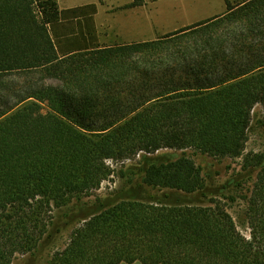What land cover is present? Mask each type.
<instances>
[{
  "label": "trees",
  "instance_id": "1",
  "mask_svg": "<svg viewBox=\"0 0 264 264\" xmlns=\"http://www.w3.org/2000/svg\"><path fill=\"white\" fill-rule=\"evenodd\" d=\"M225 1L156 41L67 53L56 0H0V264L35 263L75 224L49 264H264V154L245 155L264 106V0ZM163 150L244 158L235 193L258 171L249 238L220 200L204 205L215 190L186 156L149 165L141 185L120 171L121 190L82 203L117 174L108 162Z\"/></svg>",
  "mask_w": 264,
  "mask_h": 264
},
{
  "label": "rangeland",
  "instance_id": "2",
  "mask_svg": "<svg viewBox=\"0 0 264 264\" xmlns=\"http://www.w3.org/2000/svg\"><path fill=\"white\" fill-rule=\"evenodd\" d=\"M242 1V0H239ZM176 2V6L179 11V18L183 19L182 23L185 26H189L196 22L206 20L207 18L219 15L225 9L224 0H182ZM230 28V30H229ZM229 28H223L221 33L233 32L239 30L240 26L237 24L231 25ZM227 31H226V30ZM225 30V31H224ZM12 80H17L12 77ZM49 84H57L53 81H48ZM248 154H264V106L258 105L253 111L251 129L249 131L248 142L246 145L245 155ZM161 155V156H159ZM188 157L192 160L197 168L201 171L205 183L215 190V195L210 196L204 201V205L212 206L209 200H220L225 204V208L235 219L239 231H241L246 237H250V229L246 223V209L247 201L245 198L251 195L250 189L256 181V175L258 171H253L252 180L244 183L243 189L235 193V185L237 183L236 178L238 174L245 175V171L241 170L244 165V158L240 159H213L206 155H202L193 150L188 151H175V150H163L155 155H143L133 160L125 162H113L108 164L117 173L112 176L108 181H104L98 191H95L92 195L84 197L82 199L83 204H94L98 198H106L111 196L118 190H121L124 186V179L118 176L120 171H138V176L135 180V185H141L144 176V170L151 164L173 163L181 157ZM146 189V188H145ZM138 191V190H135ZM234 199V201H232ZM76 207V203L65 205L62 209L55 208V215L59 218L62 212H71ZM74 228L79 227V224L73 225ZM72 227V228H73ZM72 228L67 226L63 233H61L56 241L53 243L52 252L48 249L43 254L39 255L37 261L31 264H49L53 254L65 249L70 243ZM29 256L18 255L14 261V264H29Z\"/></svg>",
  "mask_w": 264,
  "mask_h": 264
},
{
  "label": "crops",
  "instance_id": "3",
  "mask_svg": "<svg viewBox=\"0 0 264 264\" xmlns=\"http://www.w3.org/2000/svg\"><path fill=\"white\" fill-rule=\"evenodd\" d=\"M56 1L61 18L51 28V34L59 52L67 53L156 41L227 12L224 0L222 13L185 26L176 6V2L183 3L182 0H144V4L138 7H131L133 0Z\"/></svg>",
  "mask_w": 264,
  "mask_h": 264
}]
</instances>
